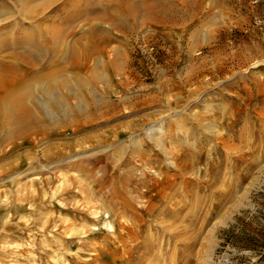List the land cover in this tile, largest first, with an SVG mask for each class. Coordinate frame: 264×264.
Listing matches in <instances>:
<instances>
[{"label": "rangeland", "instance_id": "obj_1", "mask_svg": "<svg viewBox=\"0 0 264 264\" xmlns=\"http://www.w3.org/2000/svg\"><path fill=\"white\" fill-rule=\"evenodd\" d=\"M156 1L134 25L120 0L0 15L4 48H92L37 61L60 106L39 86L35 131L0 133V264H264V0Z\"/></svg>", "mask_w": 264, "mask_h": 264}, {"label": "bare ground", "instance_id": "obj_2", "mask_svg": "<svg viewBox=\"0 0 264 264\" xmlns=\"http://www.w3.org/2000/svg\"><path fill=\"white\" fill-rule=\"evenodd\" d=\"M120 1L123 7L119 9L121 10L120 13H118L119 19L115 18L116 24L120 26L125 24L134 25V21H136L140 11L145 14H150L153 12L155 4L159 5L158 7L161 5L156 0ZM29 2L30 0H15V4H17V6H22V8H18L17 13H13L14 11L11 8H9V10L1 9L0 15H2L5 20L13 15L19 17L20 11H24V9L29 7L27 5ZM83 8L87 10L88 6ZM66 12L68 11L66 10ZM6 13H10V15H7ZM41 34L44 37V31H41ZM89 36L91 38V43L96 44L95 40L98 37L100 38L102 35L96 34L95 29H91L89 31ZM8 37L9 36L5 34L0 38L6 40ZM66 43L67 41L64 40L63 44H65L66 47L60 52V50L57 51V46L50 39L45 38L44 43H41L38 38L35 39V43H32L29 38L26 36L23 38L21 33L17 32L15 38L10 44H7V42L4 41L6 48L0 45V133L2 140L25 136L27 132H32V130H34V123L32 122H35V119L37 118L44 117L42 112L39 113L41 117L35 116L33 109H31L30 106L26 104V101L29 100V104H32V106L38 110L40 107L35 103L33 104L31 101L32 98V100H36L40 106L45 107L43 102L37 101V97L33 96L36 88L40 86V84H36V81H34L36 80L35 77H29V74L34 75L32 71L36 67L35 63L37 61H42L47 57H55L59 61L65 58H72L73 61H77L81 55L84 57L89 52V50L92 49L85 47L78 48L76 45H67ZM5 49H10L11 52L4 53ZM32 80L35 83H32ZM59 82L62 87L70 88L66 78H59ZM40 88L44 93L47 92L42 86H40ZM22 92L26 93V95L29 97L24 98L22 96ZM51 93V91H48L46 93L48 95L47 97L51 99V103L53 102L55 107H59L60 103H58L57 98H53L51 96ZM55 107H53V109ZM56 110L58 111V108H56ZM70 110L72 112V108H70ZM45 111L47 112V115H49L50 111H48L47 108H45ZM63 118L65 119V116H63ZM149 129L150 132H154L153 128Z\"/></svg>", "mask_w": 264, "mask_h": 264}]
</instances>
